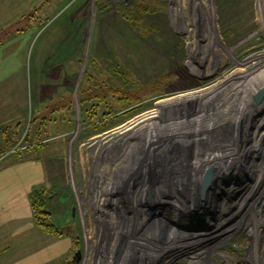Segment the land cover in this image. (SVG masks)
<instances>
[{
	"label": "rangeland",
	"instance_id": "rangeland-1",
	"mask_svg": "<svg viewBox=\"0 0 264 264\" xmlns=\"http://www.w3.org/2000/svg\"><path fill=\"white\" fill-rule=\"evenodd\" d=\"M160 1L172 10L146 14L157 29L143 35L121 12L132 0H0V209L31 201L46 165L66 264H254L245 235L264 191V94L222 88L264 69V0ZM46 52L70 82L42 77L35 95ZM95 62L145 87L97 133L79 96ZM207 157L223 172H202ZM206 174L214 186L201 191Z\"/></svg>",
	"mask_w": 264,
	"mask_h": 264
},
{
	"label": "trees",
	"instance_id": "trees-1",
	"mask_svg": "<svg viewBox=\"0 0 264 264\" xmlns=\"http://www.w3.org/2000/svg\"><path fill=\"white\" fill-rule=\"evenodd\" d=\"M156 3L162 5V7H157ZM160 9L167 12H171L172 10L170 4L161 2L160 0H132L131 3L121 8V12L131 26L140 27L142 34L148 35L153 28L157 29V27L155 25H153V27H145L143 19L146 14L156 13ZM93 65L94 67H98V70H96V73L92 71L87 73L88 75L85 76L84 87L81 88L79 96L82 105V125L91 126L92 132L97 133L109 127L113 121L116 122L117 119L122 118L124 113L112 119L113 121H107L114 114L120 112L125 106L128 108L137 103V101L141 99V93L144 91L145 87L135 80L136 78H132L131 76L130 78L128 74L120 70V66H116L112 71L110 70L107 72L102 67L96 66V62L93 63ZM111 101L115 102L118 108L113 106ZM56 109L59 108L56 107ZM70 109H72V105ZM139 109L140 107H134L126 113H133ZM45 140L46 139L41 137L36 138V147L38 148L45 145ZM31 147L32 145L27 148L30 149ZM49 193V190L46 188H41L37 190L31 198L37 224L45 232L67 235L51 220L53 213L50 212L47 214L46 212V208H48L50 203Z\"/></svg>",
	"mask_w": 264,
	"mask_h": 264
},
{
	"label": "crops",
	"instance_id": "crops-1",
	"mask_svg": "<svg viewBox=\"0 0 264 264\" xmlns=\"http://www.w3.org/2000/svg\"><path fill=\"white\" fill-rule=\"evenodd\" d=\"M45 57L47 59L43 71L44 76L41 75L37 83L35 95L39 92L42 77L55 82L57 88H62L63 82L64 84L70 82L67 71L65 70L66 74L64 76L62 75L63 67L58 68L59 65L55 66V56H51L46 52ZM70 60L68 58L66 62L61 64H64L65 67ZM47 71L49 72L46 75ZM52 89L54 88L52 87ZM63 93L62 97L59 94L55 95L54 100L58 101L65 97ZM44 168L45 173L41 180L31 187L33 192L41 188L49 190V185L46 182L47 166L45 165ZM29 194L30 192L25 204L23 202L10 203L0 209V264H66L65 261L70 248L69 243L64 246L65 235L45 232L37 224Z\"/></svg>",
	"mask_w": 264,
	"mask_h": 264
},
{
	"label": "bare ground",
	"instance_id": "bare-ground-1",
	"mask_svg": "<svg viewBox=\"0 0 264 264\" xmlns=\"http://www.w3.org/2000/svg\"><path fill=\"white\" fill-rule=\"evenodd\" d=\"M264 70V69H263ZM261 71V72H258V71H256V72H252L251 73V75H248V77L247 78H235V79H237V81H241V85H239V84H237V85H239V86H237V85H233L230 89H223L222 88V90H223V93H224V96L226 95H229L230 94V96L231 97H234V94H231V91H235V93L237 92H244L243 94H245L246 96H248L249 98H252L253 99V97H254V95L256 94V92L258 91V89H260L261 88V86H260V84L264 81V71ZM249 74V73H248ZM246 75V74H245ZM244 79V80H243ZM231 82H234L233 81V79L229 82V83H231ZM259 85V86H258ZM264 86V85H263ZM237 95V94H236ZM241 97V96H240ZM251 99V100H252ZM238 100V99H237ZM250 100V102L252 103V101ZM248 101V100H247ZM246 101V102H247ZM231 102H232V99H231V101H229L228 103L230 104V106H231ZM234 102V101H233ZM244 105V104H243ZM211 107V106H210ZM238 108H240V110H241V107H238ZM240 110H238V112H240L241 113V111H243V108H242V110L240 111ZM213 111V110H212ZM209 113H211V114H213V118L215 119V121H216V114H215V111H213V113L212 112H209ZM208 113V114H209ZM218 117V116H217ZM237 117V116H236ZM218 120V119H217ZM196 121H198V119L197 120H195V123H196ZM230 124V123H229ZM213 132V131H212ZM219 133V132H218ZM210 136V135H209ZM149 139V138H148ZM206 141V140H205ZM210 142V141H209ZM211 146H213L212 144H211ZM211 149H212V147H211ZM193 156V155H192ZM198 156H199V154H198ZM201 156V155H200ZM182 157V156H181ZM207 159H208V161H205L206 163L205 164H202V165H199L198 167H200V169H201V171L203 172L204 171V173H207V172H209V171H212V172H215V173H217V174H219L218 173V171L219 172H223V171H221V170H223L224 168H223V165L222 164H220V165H218L219 163V161L218 160H216V161H214L211 157H207ZM227 160V157H225L224 158V161H226ZM183 162V161H182ZM217 164V165H216ZM196 167V166H195ZM180 168H182V167H180ZM197 168V167H196ZM220 168H223V169H220ZM198 170V169H197ZM214 170V171H213ZM181 172V171H180ZM198 173H200V172H198ZM223 231V230H222ZM232 232V231H231Z\"/></svg>",
	"mask_w": 264,
	"mask_h": 264
},
{
	"label": "built area",
	"instance_id": "built-area-1",
	"mask_svg": "<svg viewBox=\"0 0 264 264\" xmlns=\"http://www.w3.org/2000/svg\"><path fill=\"white\" fill-rule=\"evenodd\" d=\"M14 151H15L14 148L12 150H10L11 153H13ZM262 162L264 163V159L262 160ZM213 186H214V182H212L211 188ZM210 189L207 188L206 191H208ZM247 197H249V196H247ZM248 199L249 198H246V201ZM254 200H256L258 202L256 203L254 201V206L248 214L249 216H251L250 220H253L252 224H250V225H251V229H253L254 233H252V234L247 233L245 235L250 240L249 245L247 246L248 251L246 252L245 257H247V258L252 257L254 264H264V238L260 239L259 237L258 238L256 237L257 234L255 235V230L257 232L258 228H264V218H262V217H264V191L260 192V195H258L257 198H254ZM200 225H202V224H200ZM252 237H255V238H252ZM262 242H263V245H262ZM239 258H241L242 262L244 261L242 258L241 252H240ZM229 261L231 262V260H229ZM227 264H229V262H227ZM241 264H244V263H241Z\"/></svg>",
	"mask_w": 264,
	"mask_h": 264
},
{
	"label": "water",
	"instance_id": "water-1",
	"mask_svg": "<svg viewBox=\"0 0 264 264\" xmlns=\"http://www.w3.org/2000/svg\"><path fill=\"white\" fill-rule=\"evenodd\" d=\"M264 94V88L263 87H261L260 89H258V91L256 92V94L254 95V98H255V100H260L261 99V97H262V95ZM209 179H210V177H209V175L208 174H206L205 176H204V179L202 180L203 182L201 183V187H202V190L203 191H205L207 188H208V186H209ZM75 208H74V210H73V217L75 216ZM80 254V252L78 251L77 252V256Z\"/></svg>",
	"mask_w": 264,
	"mask_h": 264
},
{
	"label": "flooded vegetation",
	"instance_id": "flooded-vegetation-1",
	"mask_svg": "<svg viewBox=\"0 0 264 264\" xmlns=\"http://www.w3.org/2000/svg\"><path fill=\"white\" fill-rule=\"evenodd\" d=\"M201 191H203L202 188H201ZM147 197H148V196H147Z\"/></svg>",
	"mask_w": 264,
	"mask_h": 264
}]
</instances>
